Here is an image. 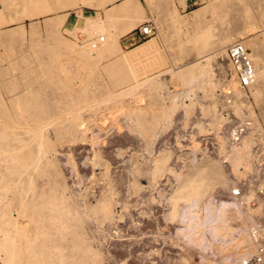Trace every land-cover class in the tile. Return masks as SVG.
<instances>
[{
  "label": "bare ground",
  "instance_id": "obj_1",
  "mask_svg": "<svg viewBox=\"0 0 264 264\" xmlns=\"http://www.w3.org/2000/svg\"><path fill=\"white\" fill-rule=\"evenodd\" d=\"M145 3L148 9L141 4L140 0H0V49H4L6 56L12 62L15 60L14 57H16L17 63L19 62L15 65L14 62H8L10 63L8 66L2 67L3 59L0 57V78H5L1 85L8 91L11 103L9 106L0 93V264H107L100 246L92 236L91 230L93 229H89L85 219L93 218L96 227L102 222H106L105 220L114 221L113 199L115 200V194L112 192L115 190L112 191V187L115 180H112L108 171L102 170L104 172L102 179L111 185L106 184L111 187V191L108 195L105 194V196L107 195L106 199L101 198L102 201L99 199L97 205L89 206L90 208L86 206L79 208L80 206L78 207L76 202L78 194L75 199L70 189L67 188L68 181L66 182L67 186L61 181V175L65 174L66 170H62L63 172L60 170L57 154L60 146L64 150L68 148H64L66 145L70 147L72 143L93 142L100 138L95 137L99 134L101 127L98 126L100 124L94 130L89 129L94 126L92 124L89 128L83 127L85 118L83 114L87 109L89 112L90 109H96L97 113L100 109L103 110L100 105L98 106V103L101 102L112 104V106L110 105L112 111L107 110L111 112L110 115L115 120L112 125L117 127V118L127 115L131 118L130 120H134L133 123L136 124L139 134L147 136L155 134L157 124L167 123L172 118L177 106L174 104L173 98L169 97L171 92L168 91V95L165 94L166 92L162 94L166 85L164 82L167 79H163V82L159 78L160 76H153L154 78L147 81H140L164 67L159 62L157 63L160 50L156 43L153 44L154 48L150 54L146 47H139L130 53H122L114 64L104 67L110 79L113 78V84L117 88L124 85L129 86L126 90L119 92L120 94L114 95L113 92L106 91L105 88L104 91L102 87L105 84L100 79L102 76L98 72L101 63L121 54L122 41L119 45L121 36L143 25L146 20L148 21L147 10L151 14H158L157 26L165 36L168 46L166 48L175 51L177 61L185 60L194 53L203 56L211 51L216 54L213 56L214 59L222 58L227 53L225 48L228 47L226 46L238 35H245L252 29L262 28V23H264V0H211L208 7L199 10L191 17L181 16L174 0H145ZM80 4L95 8L98 13L97 17L86 16ZM67 9H77L75 12L76 23L72 29H68L67 33L77 40L83 36L82 46L71 41L70 37H67L69 40L66 39L60 33L61 21L68 17L64 13ZM101 12L106 15L105 18ZM42 18H45V22L42 21ZM27 21L30 22V31L26 26ZM262 31L263 33L259 35H264V28ZM29 32L31 41H26ZM259 41L260 39L256 36L254 41H251L252 43H248V41L240 43L244 50L247 47H252L250 49L253 50V53L251 52L252 54L247 57L253 65L256 83L253 82L249 88L252 90L255 100L257 99V104L264 102V42ZM36 47L38 50L33 49L31 54V48ZM31 55L35 56L34 59H31ZM64 55L67 56V60L63 62L67 61V63H62L60 69L55 63L59 57ZM38 56L42 57V62L38 63ZM20 62L25 64L24 68H20L23 70L21 79L23 82L20 80L22 75L19 79L14 75L16 69L22 66ZM30 62L34 64L32 71L29 66ZM210 62L212 59L209 58L204 62L191 64L188 68L181 67L177 71L174 69L175 72L172 70L173 74L170 72L172 74L170 77L173 78L177 86H191L192 88V86L199 85V89H204L208 92L207 94L212 96L217 85L212 77L213 70H211ZM231 65L233 68V64ZM214 67L216 68L213 66V69ZM30 71L33 72V76ZM232 72L235 73L234 75H238L235 70ZM80 81L87 85L85 96H83L85 88L81 89L83 91V94L80 93L81 95L77 93L79 89H75ZM238 84V79L232 75V79L226 81L225 87L228 88L227 90H231L232 94L238 96L236 95ZM23 86H26L25 91L21 92L20 90V93L17 89ZM78 86L80 87V84ZM111 87L113 88V86ZM100 90L103 93L100 94L101 96L99 95ZM14 91H17V94H14ZM238 97L229 107L236 116L241 115V111H245L244 108H246L247 117L251 122H255L256 118L248 97L244 95L242 98ZM83 102H97V105L91 104L83 107ZM80 104L83 108H80ZM107 107L109 106L106 105ZM206 109L207 114L214 112V110ZM94 115L96 114L94 113ZM212 115L214 116V114ZM262 117L264 119V110ZM15 118L21 119V121L17 122ZM104 118L108 117L104 115ZM213 122L214 127V125L223 123V120L218 117ZM22 123L27 126H21ZM114 126L113 128H115ZM167 127L168 125L165 129ZM110 130L113 129L110 128ZM138 132L136 133L138 134ZM89 133L91 135L94 133V136H90ZM81 134H89V138H80ZM249 143L250 140H247L243 144L245 148H238V151L235 152L234 164L236 166L240 167V164H246L247 168ZM64 152H62V157ZM168 155H162L155 165L153 164L154 169L150 170L151 172L148 170L147 174L146 171L143 172L141 169L135 168L134 184L131 185H135L140 191V187L145 186L148 179H158L166 171ZM62 157L60 155V158ZM99 157L101 158V156ZM94 159L97 162L99 158L97 159L95 156ZM60 165L62 167V164ZM242 167L246 169L244 166ZM94 170L97 169L94 167ZM76 171L74 174L77 175L79 170ZM78 176L79 173L74 177ZM74 177L73 180L77 181V178ZM222 181L223 175L219 171L214 172L203 168L191 172L185 179L180 180V184L178 182L179 186L174 190V195L172 197L170 195L171 198L168 197L170 199V202L168 201L169 218L173 221L177 218L181 203L186 204L191 213L198 212L202 200L217 185L222 184ZM83 183L85 182L81 184L83 185ZM151 183L154 182L151 181ZM81 199L83 200V198ZM213 210L219 212L216 203L213 204ZM13 212L16 215H13ZM215 212H212V215H215ZM99 227L96 230H102V227L101 229ZM262 263H264V259L258 264ZM182 264H191V262L184 259Z\"/></svg>",
  "mask_w": 264,
  "mask_h": 264
},
{
  "label": "rangeland",
  "instance_id": "obj_2",
  "mask_svg": "<svg viewBox=\"0 0 264 264\" xmlns=\"http://www.w3.org/2000/svg\"><path fill=\"white\" fill-rule=\"evenodd\" d=\"M140 1L148 9L145 0ZM210 1L211 0H174V3L181 16L191 17L199 10L208 7ZM82 6L84 8L83 12L86 16H96V9L93 7L90 8L89 6L85 7V5ZM253 8L260 9L258 7ZM147 11L148 21L146 20L145 22H150L153 26H155V28H157L155 37L146 42L145 40H140L139 38V40H136L135 37L139 35V27L142 26L140 25L136 27L137 29L135 31L128 34L122 40V44L126 47L129 46L124 48L126 51L140 46L141 44L140 47H146L149 54L153 51V44L156 43L159 50L161 48L162 54L166 59V64L161 70L159 69L156 72H152L151 75L143 78V80L141 79L140 81H147L150 78H154L153 76H160L159 78L162 80L167 79L165 82L163 80L166 85L162 94L166 92L165 94L168 95L167 92H171L169 97L171 99L173 98L172 100L177 106L171 116L172 118L169 119V123L161 122L162 124L159 123L160 126L157 124L158 126L155 134L153 133L155 136L152 134L147 136L142 133L139 134L138 129L135 126L136 124L133 123L134 120H130L131 118L127 115H124V117L121 115L117 118L116 122L118 123V128L112 125L115 120L110 115V111H112L110 108L112 106L111 103H98V106L100 105L103 108V110L100 109L101 111L99 110L98 113L96 112V109H90V112L88 109L85 110L83 114L85 117L83 120V127L87 126V128H89L92 124V126H94L89 129L94 130V128L100 124L98 127H101L100 131L102 134L99 131V134L95 135V137L98 136V138H100L93 142L84 141L86 142L84 143L80 141L81 143H72L70 146L71 148L69 145H66L64 148H68H65L64 150L61 146L60 147L62 149L59 146V149L57 147L59 150L57 154V161L62 164V167L59 164L60 170H66V173L64 172L65 174L62 173L61 175V181L66 186L69 183L67 188L70 189L71 193L75 196V199L78 194V198L76 199L78 207L80 206L79 208H85V206L93 207L97 205L100 200L102 201L103 198L106 199V196L111 191V187H108L111 185H108V182L105 179H102L104 178L102 177V175L104 176L103 171H108V174L110 173L109 175L112 176V180H115V184L112 187V191L115 190V193L112 192L115 194V200L113 199V214L115 216L114 221L105 220L106 222H102L103 226L105 225L104 227L100 224L102 230H96L100 225L96 227L97 225L93 222V218L90 220V218L86 216L89 220L85 219V221L88 222L87 224L88 227H90L89 229H93L91 230L92 236L94 237L96 243H98V246H100V250L105 256L107 264H182L184 259L190 260L191 264H245L244 261H250L248 262L249 264H258L260 263L258 262V257H262V259H264V158L260 157L257 159V157L253 154H255V145L257 146L259 144H256L257 141H260L262 147L264 148V119L262 117L264 102L257 104L258 101L257 99L255 100L252 90L250 88H242L240 84L236 86V95L239 97L232 94L233 92L231 90H227L228 88L225 87L226 81L231 80L232 75L236 77V75H234L235 73L232 72L234 69L232 68L227 53H225L224 57H216L215 59L213 56L216 54L212 53L213 51L203 56H198L194 53L188 57L189 59L186 58V61L180 60L178 63H175L172 55L173 49L166 48L168 46L165 42V36L162 35L159 27L157 26L158 14H151L149 10ZM101 14L103 15L104 13L101 12ZM65 15H68L67 18L70 16L69 13H66ZM76 20L77 16L74 12H72L65 28L72 29ZM63 21L64 20L61 21V24ZM263 25L264 23H262V28H264ZM26 26L30 31L29 21L26 22ZM262 28L252 29L250 30V33L248 31L245 35H238L226 47L229 48L236 42L243 43L248 41V43H252L256 36H258L260 41L264 42V35H259L263 33ZM82 37L81 39H83ZM30 38L31 36L29 32L26 41H31ZM77 42H79L78 46H82V40ZM228 48H225L226 52ZM250 48L252 49V47ZM250 48H245L250 52H248V55L253 53V50ZM31 49V54L33 53V49L38 50L37 47ZM161 51L158 54L157 59L161 55ZM0 57L4 62L1 63L2 67H6L12 62V60L6 56L4 49L2 48L0 49ZM34 57L35 56L31 55V59H34ZM208 57L212 59L210 67L211 70H213V80L217 85V87L214 88L212 96L207 94L208 92L204 89H199V85L192 86V88L191 86H177V84L174 83L173 78L170 77L173 72H175L174 69L177 71V69L181 67L188 68L191 64L206 61L209 59ZM14 58V65L18 64L19 62L17 63L16 57ZM41 58V56H38V63L41 61ZM65 60H67L66 55L59 57L57 61L58 64H55L61 69V65L67 63V61L66 63L63 62ZM30 63L31 65L29 66L32 71V66H34V64L33 62ZM20 64L22 66L18 67L16 72H14L15 74H13L18 79L22 75L20 78L21 80L23 78V70L21 69L24 68L25 64L23 62H20ZM213 66H216V68L214 67L213 69ZM172 70L173 72H171ZM31 76H33V72H31ZM100 79L103 80L105 84L102 87L103 90H110L114 93V95L120 94L129 87L119 86L117 88L116 86L110 84L111 79L106 77H102ZM4 80L5 78H0V93L10 106L11 103L9 102V93L6 88L1 85ZM21 82L23 81L21 80ZM77 84H80V87ZM77 84L75 89L81 90L85 88L84 94L82 90H78L79 92L77 91V93L85 96L87 85L83 84L81 81ZM111 86H113V88ZM25 88L26 86H23L17 90L19 92L20 90L21 92H24ZM16 92L14 91V94H17ZM100 94H103L101 93V90L99 92V95ZM243 95L247 96L250 101L256 118L255 122H251L247 117L248 111L246 108H244L245 111L242 110V114L238 116H236L230 108L231 103L236 101V97L242 98ZM83 104V107L91 104L96 106L97 102H83ZM106 105L109 107L106 108ZM83 107H81L80 104V108ZM206 108L212 111L214 110L211 114H214L215 117L213 115L211 116V114H207ZM224 111H227L231 117L223 118L222 112ZM94 113L96 115H94ZM101 114L103 117H99ZM104 115L108 118H104ZM218 117L223 120V123H220L221 125H214L213 127V121H215ZM15 119L17 122L21 121V119ZM237 122L248 124L251 131L243 135L241 138L242 140L240 139L238 143L230 145L232 149L229 151L228 135L232 126ZM167 125V129H165ZM21 126L25 127L27 125L22 123ZM109 126L115 130L111 131ZM113 126L115 128H113ZM136 132H138V134ZM89 134L92 136L94 133H92V135L91 133ZM89 134H81L80 138H89ZM150 135L152 137H149ZM245 140H250L247 148V151H249L246 161L249 163L247 168L245 167L246 164H240V167L234 164V159L236 157L235 152L238 151V148H245L243 145L246 142ZM97 145L99 146V149ZM90 149H93L95 152L92 154L93 151H90ZM62 152H64L63 157ZM69 153L71 156H69ZM59 154L62 158H60ZM73 155L74 160L72 158ZM94 155L97 159L99 158L97 162L96 159H94ZM162 155H168L166 161V171H164L158 179H148L146 183L147 185H143L144 187L141 186L143 189L141 190L140 187V191L138 190L139 188L135 187V185L132 186L134 184L133 180L135 179V168H139L143 172L146 171L145 173L147 174L150 170L152 171V169H154L153 166ZM99 156H101V158ZM68 159L69 161L67 162ZM93 162L94 165H92ZM96 163L98 164L96 165ZM233 165L236 167H233ZM242 166L246 169H243ZM94 167L97 170H94ZM203 168L208 169L209 171L213 170L214 172L219 171L223 175L222 184L217 185L207 194L208 196L202 200L198 212L195 214L191 213V210L186 207V204L181 203L178 208L177 218L174 221L171 220L169 218L170 208L168 201L170 202L169 198L174 195V190L177 189L181 183L180 180L182 181V179H185L187 175L191 174V172L193 173V171L195 172L196 170ZM76 170H79L78 173L80 177H74L78 175V173L77 175L74 174L77 172ZM248 170L251 171L249 172ZM98 171L100 173L102 172V174ZM171 173L174 175L172 176ZM73 177L77 178V181L75 179L73 180ZM112 180L110 179L111 183ZM150 180L154 183L152 184ZM67 181L68 183H66ZM82 182L87 183L89 186L85 183L82 185ZM239 183L244 186V189H246L242 199H236L235 197L230 196L231 190L235 189V185ZM106 184L108 186H106ZM79 193H82V197L79 196ZM105 194L107 195L105 196ZM80 198H83V200L81 199V201ZM214 203L218 205L219 212H215L213 210ZM212 212H215V215H212ZM13 215L16 214L13 212ZM101 227H99V229H101Z\"/></svg>",
  "mask_w": 264,
  "mask_h": 264
},
{
  "label": "built area",
  "instance_id": "obj_3",
  "mask_svg": "<svg viewBox=\"0 0 264 264\" xmlns=\"http://www.w3.org/2000/svg\"><path fill=\"white\" fill-rule=\"evenodd\" d=\"M157 32V28L153 26L150 22H145L141 27H139V39L140 40H148L149 38L155 37ZM248 49L244 50L243 45L240 44V42H236L231 47L228 48L227 54L228 58L233 64V68L238 75H236L239 84L242 88H249L253 82H255V75H254V69L253 65L248 59ZM256 83V82H255ZM223 118L231 117V115L224 111L222 112ZM251 131V128L248 124L244 123H235L231 131L228 135V149L229 151L232 149L230 145L233 143H238L243 135H245L247 132ZM232 132V133H231ZM259 143V144H258ZM254 149H255V155L258 158L263 157L264 158V148L262 147L260 141H257ZM253 151V150H252ZM246 189H244V186L239 184L235 185V189L231 190L230 196L235 197L236 199H242L245 194ZM243 201V200H241ZM244 203V202H243ZM262 261V257H258V262ZM250 262V261H248ZM247 261H244L245 264H249Z\"/></svg>",
  "mask_w": 264,
  "mask_h": 264
},
{
  "label": "crops",
  "instance_id": "obj_4",
  "mask_svg": "<svg viewBox=\"0 0 264 264\" xmlns=\"http://www.w3.org/2000/svg\"><path fill=\"white\" fill-rule=\"evenodd\" d=\"M141 2V1H140ZM113 4V3H112ZM111 4V5H112ZM141 4H143L142 2H141ZM80 6H81V9H83V11H84V8L82 7V5L80 4ZM95 9V8H94ZM72 12H77V9H68L66 12H64L65 14L66 13H69V18H66V19H64V21L62 22V24H60V28H61V34H63V36L66 38V39H68L67 37H70V35L67 33L68 32V29L67 28H65V26H66V24L68 23V21H69V19H70V17H71V14H72ZM63 13V14H64ZM76 14V13H75ZM98 14V13H97ZM96 14V15H97ZM103 16H104V18L106 17V15H104L103 14ZM93 17V16H92ZM97 16H95L94 18H96ZM44 19L45 18H42V20H43V22H45L44 21ZM141 27V26H140ZM46 28H45V25H44V30H45ZM137 28H134V29H132L131 31H129V32H127L126 34H124L123 36H121V38H120V40H119V45L121 44V41L128 35V34H130L131 32H133V31H135ZM64 31V32H63ZM67 33V34H66ZM67 35V36H66ZM71 41H73L74 43H76L77 45L79 44V42H77L78 40L79 41H81V38H78V40H77V38H74V37H70L69 38ZM68 39V40H69ZM75 39V40H74ZM133 39V38H132ZM131 39V40H132ZM135 39L137 40L138 39V37H135ZM139 40V39H138ZM122 45V46H121ZM120 45V47L122 48H120V50H121V54H119V55H117V56H114V58L112 57V59L110 60V59H108V60H106V61H104L103 63H101L100 65H99V67H98V72H100L99 74L102 76V77H107L108 76V74H107V72L105 71V68L104 67H106V66H109V65H112V64H114L117 60H119L118 58L122 55V53H130L131 51H133V50H135L136 48H138V47H140L141 46V44H140V46H137V47H135V48H133V49H130V50H128V51H126L124 48H127V47H129V46H123V44H121ZM160 47V46H159ZM125 51V52H124ZM160 51H161V48H160ZM173 53H172V55L174 56V62L175 63H178V61L176 60V58H177V56H176V53H175V51L173 50L172 51ZM175 53V54H174ZM175 56H176V58H175ZM160 63V64H162L163 66L166 64V59L164 58V56H163V54H162V51H161V55L159 56V58L157 59V63ZM103 66V67H102ZM106 75H105V74ZM108 79H110V77L108 76L107 77ZM113 82H114V80H113V78H111V80H110V83H112L111 85H114L113 84ZM115 86V85H114ZM125 86V85H124Z\"/></svg>",
  "mask_w": 264,
  "mask_h": 264
}]
</instances>
